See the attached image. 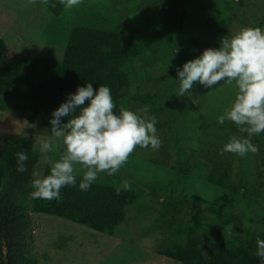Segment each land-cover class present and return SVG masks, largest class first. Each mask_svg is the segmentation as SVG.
Returning <instances> with one entry per match:
<instances>
[{
    "label": "rangeland",
    "instance_id": "obj_1",
    "mask_svg": "<svg viewBox=\"0 0 264 264\" xmlns=\"http://www.w3.org/2000/svg\"><path fill=\"white\" fill-rule=\"evenodd\" d=\"M78 25L150 40L149 51L132 63L139 79L131 88V110L150 105L162 144L159 150L138 146L116 174L122 184L130 183L138 198L127 207L126 219L114 235L32 212L31 255L39 264H182L162 253L175 243L170 231L177 225L194 226L224 242L259 235L264 229V133L252 137L258 154L219 155L232 135L247 136L232 122L218 123L235 98V84L206 88L196 82L181 95L177 69L205 49L219 48L225 35L243 27L264 30V0H82L60 16L39 0L34 5L28 0H0V37L18 56L63 58L71 30ZM139 95L156 101L138 102ZM30 116L31 112L20 115L12 105L0 108V148L17 137L32 136L38 157L34 172L43 176L65 145L51 133L50 113L33 120ZM41 141H51L53 150L41 152ZM228 162L234 166V184L242 187L239 194L199 177L217 163ZM77 174L83 175L79 165ZM166 201L181 206L175 217L164 215ZM228 214L237 215L238 229L228 223Z\"/></svg>",
    "mask_w": 264,
    "mask_h": 264
},
{
    "label": "trees",
    "instance_id": "obj_2",
    "mask_svg": "<svg viewBox=\"0 0 264 264\" xmlns=\"http://www.w3.org/2000/svg\"><path fill=\"white\" fill-rule=\"evenodd\" d=\"M45 6L56 16L66 10L59 0H49ZM148 48V38L85 25L73 27L61 59L18 56L0 37V108L12 105L20 115L31 112V120L42 112L52 115L68 94L91 82L94 89L100 84L111 89L117 114L121 104L131 110V88L139 79L132 63L148 52ZM135 99L156 101L150 95H139ZM68 119L62 118V122ZM20 151L28 155L25 162L28 170L24 173L17 171L16 153ZM37 162L29 136L17 137L0 148V264H39L29 250L32 212L55 215L114 235L126 219L127 207L137 201L138 194L134 190L116 194L115 188L122 185L116 174L99 177L88 191L79 189L83 175L77 174L76 186L63 188L61 200L33 199L31 181ZM50 167L43 176L50 174ZM233 173L232 162L217 163L213 170L200 172L199 177L239 194L242 187L234 184ZM180 209L179 204L164 202V215L175 217ZM236 218V214H228L226 220L238 229ZM170 232L175 236V243L162 253L182 264H260L255 252L257 240L264 239V229L259 235L239 242L212 239L194 226L177 225V229L172 227Z\"/></svg>",
    "mask_w": 264,
    "mask_h": 264
},
{
    "label": "clouds",
    "instance_id": "obj_3",
    "mask_svg": "<svg viewBox=\"0 0 264 264\" xmlns=\"http://www.w3.org/2000/svg\"><path fill=\"white\" fill-rule=\"evenodd\" d=\"M39 2L49 4V0ZM59 2L71 9L82 0ZM28 3L34 5L37 0H28ZM177 75L181 95L190 92L196 82L206 88L221 82L235 84V98L218 117V123L232 122L247 136L232 135L219 155L231 153L245 157L248 153H259L252 137L264 133V30L243 27L231 36H223L219 48L205 49L199 57L186 62L182 69L178 68ZM115 109L111 89L103 84L94 89L89 82L68 94L66 101L53 111L50 120L51 133L63 139L65 151L58 160L51 162L50 174L40 176L33 172L36 178L31 198L61 200L63 188L76 186L77 165L83 169L79 189L88 191L100 174H117L138 146L159 150L162 141L155 126L157 118L150 115V105L133 111L121 104L118 114ZM64 117H69L66 123L62 122ZM40 145L41 152L53 150L51 141H41ZM16 158L17 171L26 172L27 153L17 152ZM122 190L130 191V183L124 181L115 188L117 195ZM255 255L260 264H264V239L257 240Z\"/></svg>",
    "mask_w": 264,
    "mask_h": 264
},
{
    "label": "bare ground",
    "instance_id": "obj_4",
    "mask_svg": "<svg viewBox=\"0 0 264 264\" xmlns=\"http://www.w3.org/2000/svg\"><path fill=\"white\" fill-rule=\"evenodd\" d=\"M6 42V41H5ZM149 47V46H148ZM149 49V48H148ZM149 51V50H148ZM142 54V53H141ZM32 137V136H31ZM135 152V151H134ZM222 228V227H221ZM212 241V240H211ZM236 246V245H235ZM1 252V251H0Z\"/></svg>",
    "mask_w": 264,
    "mask_h": 264
}]
</instances>
